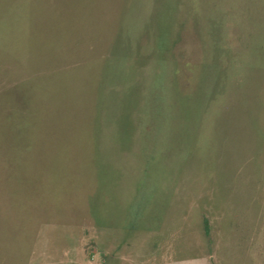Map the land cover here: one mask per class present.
Wrapping results in <instances>:
<instances>
[{
  "label": "rangeland",
  "instance_id": "374dc122",
  "mask_svg": "<svg viewBox=\"0 0 264 264\" xmlns=\"http://www.w3.org/2000/svg\"><path fill=\"white\" fill-rule=\"evenodd\" d=\"M0 264H264V0H0Z\"/></svg>",
  "mask_w": 264,
  "mask_h": 264
},
{
  "label": "trees",
  "instance_id": "16d2710c",
  "mask_svg": "<svg viewBox=\"0 0 264 264\" xmlns=\"http://www.w3.org/2000/svg\"><path fill=\"white\" fill-rule=\"evenodd\" d=\"M157 46L159 48H161L163 46L162 42L158 41ZM204 229H205V233L208 234L209 233V226H208L207 219L204 220Z\"/></svg>",
  "mask_w": 264,
  "mask_h": 264
}]
</instances>
